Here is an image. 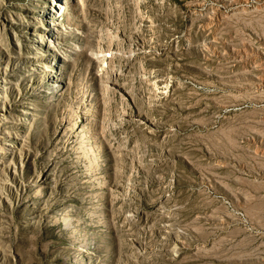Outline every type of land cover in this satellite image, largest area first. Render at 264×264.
Returning <instances> with one entry per match:
<instances>
[{
    "label": "rangeland",
    "instance_id": "1",
    "mask_svg": "<svg viewBox=\"0 0 264 264\" xmlns=\"http://www.w3.org/2000/svg\"><path fill=\"white\" fill-rule=\"evenodd\" d=\"M0 264H264V0H0Z\"/></svg>",
    "mask_w": 264,
    "mask_h": 264
}]
</instances>
